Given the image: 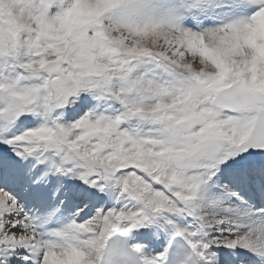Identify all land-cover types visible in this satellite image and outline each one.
<instances>
[{
	"label": "snow or ice",
	"instance_id": "obj_1",
	"mask_svg": "<svg viewBox=\"0 0 264 264\" xmlns=\"http://www.w3.org/2000/svg\"><path fill=\"white\" fill-rule=\"evenodd\" d=\"M0 264H264V0H0Z\"/></svg>",
	"mask_w": 264,
	"mask_h": 264
}]
</instances>
